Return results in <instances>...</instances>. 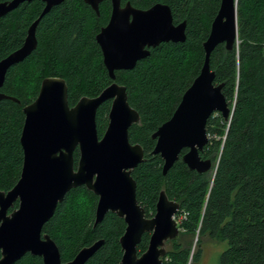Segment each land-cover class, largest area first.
<instances>
[{
  "label": "trees",
  "instance_id": "obj_1",
  "mask_svg": "<svg viewBox=\"0 0 264 264\" xmlns=\"http://www.w3.org/2000/svg\"><path fill=\"white\" fill-rule=\"evenodd\" d=\"M7 1L11 0L0 3ZM127 2L140 10L156 4L169 6L174 24H187L186 41L151 48L149 57L133 70L117 71L113 81L96 40L110 21L111 1L100 5L99 16L84 0H65L54 7L37 27V48L10 69L0 90L19 101L0 102V192L12 190L21 177L24 108L36 100L44 79L66 81L71 107L83 97L99 96L116 82L126 87L130 105L141 116V123L129 130L131 143L145 151L144 162L132 172L139 204L147 218L156 214L162 191L180 205L176 215L180 236L167 243L164 264H200L205 239L227 244L218 264H264V0H238V42L232 51L221 44L211 54L215 84L223 85L232 110L228 120L220 113L208 120L209 143L200 156L212 160V170L202 174L190 170L182 161L184 150L166 175L163 159L153 154L156 140L152 136L171 119L200 75L203 44L221 0H123L122 5ZM44 8L39 0L25 2L0 17V61L23 46ZM111 106L108 101L98 110L100 137L107 129ZM74 158L77 168L79 150ZM97 204L98 197L87 188L73 189L44 226L43 233L58 245L64 263L103 241L86 264H120L126 223L108 213L95 227ZM18 207L16 203L13 209ZM150 236H143L139 255L147 251ZM196 237L198 251L192 252L190 240ZM15 264H43V259L27 254Z\"/></svg>",
  "mask_w": 264,
  "mask_h": 264
},
{
  "label": "water",
  "instance_id": "obj_2",
  "mask_svg": "<svg viewBox=\"0 0 264 264\" xmlns=\"http://www.w3.org/2000/svg\"><path fill=\"white\" fill-rule=\"evenodd\" d=\"M35 0H11L0 3V17L16 10L23 3ZM45 4L41 16L30 26L21 48L0 61V90L10 69L24 62L37 48V27L42 18L65 0H39ZM106 0H84L96 14ZM111 18L97 35L104 65L110 78L117 71L133 70L137 63L150 56V49L162 43L186 41V22L175 25L172 10L156 4L140 10L130 2L110 0ZM238 42V0H221L211 32L203 44L205 61L200 75L185 92L170 120L152 136L156 140L154 155L164 161L166 175L180 159L200 174L212 170V160H203L200 153L209 143L208 120L220 113L228 120L232 113L223 85L215 84L211 70L213 51L224 44L232 51ZM16 98L0 92V102ZM112 101L109 123L102 137L97 128V113ZM25 122L21 135L24 163L21 177L9 192H0V264H15L27 254L40 257L43 264H86L101 248L103 241L85 247L67 263L61 258L58 245L44 234V226L73 189L85 187L98 197L96 227L108 213L126 223L120 239L123 257L120 264H164L167 243L177 240L180 228L176 215L179 203L162 191L156 214L146 217L137 199V184L132 172L145 160V151L132 144L129 130L141 123L140 114L130 105L127 89L114 82L94 98L83 97L71 107L69 90L62 78L43 80L36 100L24 108ZM79 150L78 166L75 151ZM19 207L13 209L15 204ZM13 209L12 212L10 210ZM145 234H150L148 249L138 254Z\"/></svg>",
  "mask_w": 264,
  "mask_h": 264
},
{
  "label": "rangeland",
  "instance_id": "obj_3",
  "mask_svg": "<svg viewBox=\"0 0 264 264\" xmlns=\"http://www.w3.org/2000/svg\"><path fill=\"white\" fill-rule=\"evenodd\" d=\"M197 243V237L190 240V248L192 252L198 251ZM226 247L227 244L224 242L220 243L214 240L205 239L202 247L203 252L200 264H218L219 257Z\"/></svg>",
  "mask_w": 264,
  "mask_h": 264
},
{
  "label": "built area",
  "instance_id": "obj_4",
  "mask_svg": "<svg viewBox=\"0 0 264 264\" xmlns=\"http://www.w3.org/2000/svg\"><path fill=\"white\" fill-rule=\"evenodd\" d=\"M176 218V217H175ZM178 222V221H177Z\"/></svg>",
  "mask_w": 264,
  "mask_h": 264
}]
</instances>
